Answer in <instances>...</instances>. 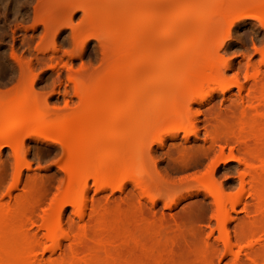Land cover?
I'll use <instances>...</instances> for the list:
<instances>
[{
	"label": "bare ground",
	"instance_id": "6f19581e",
	"mask_svg": "<svg viewBox=\"0 0 264 264\" xmlns=\"http://www.w3.org/2000/svg\"><path fill=\"white\" fill-rule=\"evenodd\" d=\"M16 1L8 0L9 4ZM167 1L97 0L86 4L87 23L96 26L89 35L97 41L88 57L99 53L94 60L101 62L103 71L90 78V88L75 84L74 89L82 102L102 88H108L110 96L86 104L81 115L75 114L63 125H31L28 112L22 110L0 124V152L9 148L17 164L8 200H0V264H57L58 259L60 264H92L86 257H98L102 251L112 256L104 241L117 234V213L123 205H132L144 216L160 215V222L196 225L201 236V226L209 228L198 264H264V71L246 85L207 75L194 87L191 78H174L178 71L197 65L198 72L222 71L224 68L216 66L218 49L203 43L218 30L213 35L205 31L218 19L253 18L257 11L263 12L260 25L264 29V0H212L207 2L209 10L199 16L191 12L185 19H180V13L168 18ZM48 31L45 26V33ZM195 31L198 35L192 37ZM71 35L75 39L77 32ZM175 45L180 50L176 56H163ZM144 50L148 55L134 60ZM11 59L19 70V81L32 63L24 64L16 52ZM55 59L34 56L36 64ZM157 73V81L143 83ZM68 75L72 79L70 72ZM0 79L5 78L0 75ZM57 81L55 87L61 88L59 77ZM234 85L238 88L235 100L225 107H207L202 113L205 130L213 126L217 133L206 141L209 145L203 151L210 160L206 183L200 178L165 183L155 168H149L153 153L164 146L165 136L175 139L182 131L185 140L189 134L197 137L191 102L209 105L215 93L226 95ZM204 88H208L206 94ZM156 94L162 95V101L148 104ZM239 125L240 129L232 131ZM225 130L231 136L222 140ZM30 142L36 149L42 143L57 144L65 157L59 193L40 215L39 205L26 208L25 192L12 194L22 185L21 167L31 168L20 157ZM225 146H229L228 153ZM162 154L168 157L170 151ZM232 161L242 167L241 185L239 193L229 197L212 179ZM55 176L51 174L49 182ZM88 179L93 181L92 196ZM143 197L148 203L142 202ZM158 201L167 208L182 206L165 214ZM67 207L72 209L71 216ZM237 207L242 212L239 218L233 216ZM234 220L240 223L232 237L229 227ZM216 231L219 236L215 239Z\"/></svg>",
	"mask_w": 264,
	"mask_h": 264
},
{
	"label": "rangeland",
	"instance_id": "374dc122",
	"mask_svg": "<svg viewBox=\"0 0 264 264\" xmlns=\"http://www.w3.org/2000/svg\"><path fill=\"white\" fill-rule=\"evenodd\" d=\"M97 0H17L9 4L8 0H0V124L12 113L18 110L28 112V123L41 127L50 125H63L71 121L75 114L81 115L86 104L103 100L110 96L108 88H102L98 93H92L84 102L80 101L74 86L79 84L82 88H90V78L101 75L103 67L101 62L94 60L99 53L88 55L97 44L96 39L90 37L95 29L87 23L83 9L88 3ZM110 1V0H108ZM212 0H169L167 1V16L173 18L180 13V19L187 18L191 12L195 16L209 10L207 2ZM235 1V0H229ZM39 17L35 18V11ZM263 12L257 11L253 18H236L230 16L218 19L217 24L212 23L205 34L213 35L212 39L203 41L204 45H211L218 49L215 56L216 66L224 68L222 71L207 70L198 72V65L191 69L178 71L174 78H191L194 87H197L207 75L218 80H225L240 85H246L255 76L263 75L264 71V29L260 25ZM130 18V20H132ZM45 26L49 31L45 33ZM72 31L77 32L74 39ZM192 37L198 35L195 31ZM171 43H173L171 41ZM178 45L164 52L163 56H176L179 53ZM16 52L22 56L23 63H32L31 68L21 80L19 70L11 59ZM148 50L139 52L134 60H140L148 55ZM34 54V55H32ZM46 56L48 59L56 56L55 61L38 62L34 56ZM61 60V63L59 61ZM68 72L73 76L69 78ZM63 83L61 88L57 78ZM159 73L144 79L143 83L157 81ZM140 85V84H138ZM238 88L234 85L230 92L222 95L215 93L211 103L199 105L191 102V115L193 125L198 132L186 139L180 131L175 139L165 136V144L153 153V161L149 168H155L165 183L175 182L181 178L192 180L194 178L208 180L209 162L205 159L203 151L209 145L206 143L216 137V129L209 126L205 130L203 110L207 107H225L236 99ZM208 92L204 88L203 94ZM162 101V95L156 94L149 98L148 104L157 105ZM15 126L9 127L8 132ZM240 125L232 129L236 131ZM230 130H225L220 138L229 139ZM224 145V144H223ZM35 148L30 142L22 149L20 157L31 168L21 167L23 171L22 185L18 190L12 191L13 196L25 192L28 195L27 209L40 206L37 215L48 209L59 193V182L64 179L65 157L57 144L42 143ZM236 146V145H230ZM226 147V153L229 146ZM170 151L168 157L163 151ZM17 169L16 161L9 148H2L0 152V200L6 202L8 193L14 185V174ZM242 167L236 162L228 163L225 169L216 172L213 182L223 188L229 197L236 196L240 191V172ZM56 174V180L49 182V176ZM90 196L94 195L92 179H88ZM185 191L184 193H186ZM111 192L108 191V195ZM119 196L120 193H115ZM201 198V197H200ZM143 203H148L143 197ZM159 208L165 213L173 214L181 208V204L167 208L163 201H158ZM68 215H72L71 207H67ZM132 205H123L117 213L118 231L112 238L104 241L107 249L114 255L101 252L98 257H86L92 264H198L196 262L200 248L210 232V229L201 226L202 236L197 234L196 225L160 222L156 218L141 215ZM110 214L106 216L110 218ZM235 218L242 216L240 208L233 214ZM240 221H232L229 231L235 236V226ZM218 232L214 238L218 237ZM85 257V255H83ZM57 264H60L58 259Z\"/></svg>",
	"mask_w": 264,
	"mask_h": 264
}]
</instances>
